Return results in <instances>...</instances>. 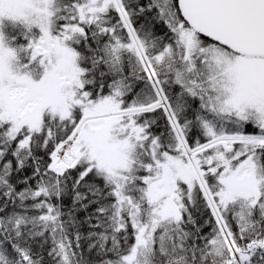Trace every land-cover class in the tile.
<instances>
[{
    "label": "snow or ice",
    "instance_id": "6c2138e0",
    "mask_svg": "<svg viewBox=\"0 0 264 264\" xmlns=\"http://www.w3.org/2000/svg\"><path fill=\"white\" fill-rule=\"evenodd\" d=\"M0 264H264V0H0Z\"/></svg>",
    "mask_w": 264,
    "mask_h": 264
}]
</instances>
